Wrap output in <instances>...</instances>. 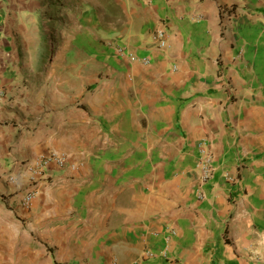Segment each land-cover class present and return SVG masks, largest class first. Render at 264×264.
<instances>
[{
    "label": "crops",
    "instance_id": "1",
    "mask_svg": "<svg viewBox=\"0 0 264 264\" xmlns=\"http://www.w3.org/2000/svg\"><path fill=\"white\" fill-rule=\"evenodd\" d=\"M41 17L71 108L21 101ZM0 264H264V0H0Z\"/></svg>",
    "mask_w": 264,
    "mask_h": 264
},
{
    "label": "rangeland",
    "instance_id": "2",
    "mask_svg": "<svg viewBox=\"0 0 264 264\" xmlns=\"http://www.w3.org/2000/svg\"><path fill=\"white\" fill-rule=\"evenodd\" d=\"M70 48V37L56 19L41 17L27 30L20 47L24 69L22 102L37 104L43 112L48 108H71L79 102L75 86L61 77Z\"/></svg>",
    "mask_w": 264,
    "mask_h": 264
},
{
    "label": "built area",
    "instance_id": "3",
    "mask_svg": "<svg viewBox=\"0 0 264 264\" xmlns=\"http://www.w3.org/2000/svg\"><path fill=\"white\" fill-rule=\"evenodd\" d=\"M167 33L163 29H158L155 33V38L158 44V47L166 49L168 47ZM121 54L125 53L123 48H119ZM130 58L133 60L135 56L129 54ZM147 62V60H144ZM51 163H56L58 166L63 167L69 165L71 169H76L78 164L70 161L69 156L61 154H43L38 155L34 159L25 162V166L33 173L35 187L27 191L22 197V206L29 208L34 198L40 191V183L49 181L51 176L46 172V168L50 166Z\"/></svg>",
    "mask_w": 264,
    "mask_h": 264
},
{
    "label": "trees",
    "instance_id": "4",
    "mask_svg": "<svg viewBox=\"0 0 264 264\" xmlns=\"http://www.w3.org/2000/svg\"><path fill=\"white\" fill-rule=\"evenodd\" d=\"M43 58V57H42Z\"/></svg>",
    "mask_w": 264,
    "mask_h": 264
}]
</instances>
